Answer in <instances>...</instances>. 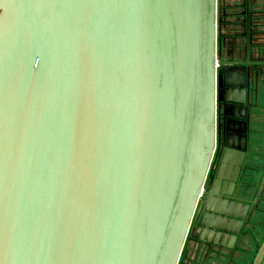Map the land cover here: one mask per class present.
<instances>
[{"label":"water","instance_id":"obj_1","mask_svg":"<svg viewBox=\"0 0 264 264\" xmlns=\"http://www.w3.org/2000/svg\"><path fill=\"white\" fill-rule=\"evenodd\" d=\"M197 205L264 264V0H0V264H178Z\"/></svg>","mask_w":264,"mask_h":264},{"label":"flooded vegetation","instance_id":"obj_2","mask_svg":"<svg viewBox=\"0 0 264 264\" xmlns=\"http://www.w3.org/2000/svg\"><path fill=\"white\" fill-rule=\"evenodd\" d=\"M217 140H218V120H217ZM218 145V143H217ZM219 157L217 156V150H215L214 155H213V159L212 162L210 164V168L206 177V180L204 182V186H203V191H205L206 189L209 190L214 183V175L216 173V170L219 167ZM213 168V169H212ZM228 168H231L230 166H228ZM234 167H232V171H233ZM230 171V169H229ZM211 175V178H210ZM204 196V194H201V197L199 198V201L202 200V197ZM198 206H196L195 212L193 214L190 226H189V231L187 233L185 242L183 244V248L180 254V258H179V262L178 264H189V259L194 255V250L196 244L190 239L189 234H190V230L192 229V227L194 226V224H196L198 226V221L201 219L200 213L198 212ZM196 233V231L194 230L192 232V235H194ZM199 254V263L201 264V262L205 259L204 255L206 254V252L204 250H201L200 252H198Z\"/></svg>","mask_w":264,"mask_h":264}]
</instances>
